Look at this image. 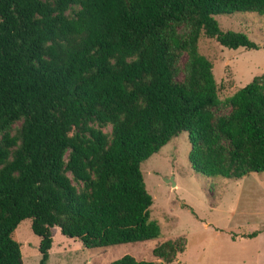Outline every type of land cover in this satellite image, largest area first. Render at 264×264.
<instances>
[{"label": "trees", "instance_id": "trees-1", "mask_svg": "<svg viewBox=\"0 0 264 264\" xmlns=\"http://www.w3.org/2000/svg\"><path fill=\"white\" fill-rule=\"evenodd\" d=\"M233 13L264 16V0H0V264H21L11 235L24 220L38 264L53 228L86 250L157 239L139 167L181 133L195 176H264V75L220 101L197 47L256 50L220 31L214 18Z\"/></svg>", "mask_w": 264, "mask_h": 264}, {"label": "rangeland", "instance_id": "rangeland-1", "mask_svg": "<svg viewBox=\"0 0 264 264\" xmlns=\"http://www.w3.org/2000/svg\"><path fill=\"white\" fill-rule=\"evenodd\" d=\"M214 20L221 32L243 34L256 46V50H228L213 40H198V51L212 65L222 101L264 75V16L233 13ZM175 32L183 36L186 31L181 25ZM184 64L185 55H181L174 79L177 83L183 81ZM227 113L228 109L221 106L214 112L215 116ZM19 124L12 125L10 136L15 135ZM102 132L108 136L110 128ZM188 148L186 135L181 133L140 164L144 187L152 200L149 219L159 228L157 239L86 250L53 228L46 264H109L125 255L157 264H264V176L249 174L237 181L203 179L189 169ZM252 232L257 236L247 239ZM11 238L18 244L21 264H38V238L30 232L29 220L20 222ZM168 245L177 246L168 262L153 256L155 248Z\"/></svg>", "mask_w": 264, "mask_h": 264}, {"label": "water", "instance_id": "water-1", "mask_svg": "<svg viewBox=\"0 0 264 264\" xmlns=\"http://www.w3.org/2000/svg\"><path fill=\"white\" fill-rule=\"evenodd\" d=\"M169 182V181H168ZM171 186H173V184H171Z\"/></svg>", "mask_w": 264, "mask_h": 264}]
</instances>
